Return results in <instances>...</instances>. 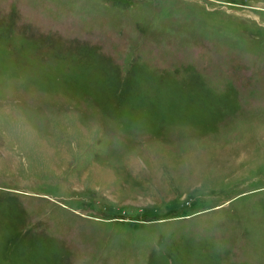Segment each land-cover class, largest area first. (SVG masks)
<instances>
[{
    "label": "rangeland",
    "instance_id": "374dc122",
    "mask_svg": "<svg viewBox=\"0 0 264 264\" xmlns=\"http://www.w3.org/2000/svg\"><path fill=\"white\" fill-rule=\"evenodd\" d=\"M0 264H264V0H0Z\"/></svg>",
    "mask_w": 264,
    "mask_h": 264
}]
</instances>
